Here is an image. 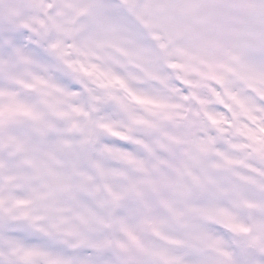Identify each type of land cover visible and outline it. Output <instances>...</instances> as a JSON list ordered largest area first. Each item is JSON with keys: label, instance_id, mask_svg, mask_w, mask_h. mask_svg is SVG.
Masks as SVG:
<instances>
[{"label": "snow or ice", "instance_id": "1", "mask_svg": "<svg viewBox=\"0 0 264 264\" xmlns=\"http://www.w3.org/2000/svg\"><path fill=\"white\" fill-rule=\"evenodd\" d=\"M0 264H264V0H0Z\"/></svg>", "mask_w": 264, "mask_h": 264}, {"label": "rangeland", "instance_id": "2", "mask_svg": "<svg viewBox=\"0 0 264 264\" xmlns=\"http://www.w3.org/2000/svg\"><path fill=\"white\" fill-rule=\"evenodd\" d=\"M216 3L229 4L232 0H214ZM184 19V17H181ZM208 35L196 38V45L205 51L217 46L239 48L254 47L259 27L258 21L238 9H223L213 16L202 18Z\"/></svg>", "mask_w": 264, "mask_h": 264}]
</instances>
